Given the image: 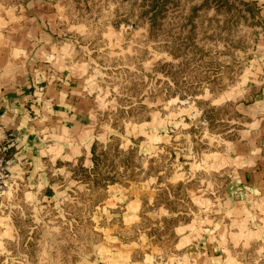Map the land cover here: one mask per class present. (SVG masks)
I'll return each instance as SVG.
<instances>
[{
    "label": "rangeland",
    "instance_id": "1",
    "mask_svg": "<svg viewBox=\"0 0 264 264\" xmlns=\"http://www.w3.org/2000/svg\"><path fill=\"white\" fill-rule=\"evenodd\" d=\"M28 1L0 0V17ZM66 9L68 34L55 39L81 49L70 56L88 63L104 132L87 162L52 166L65 170L51 175L58 206L48 204L45 227L7 264H79L106 247L129 249L120 260L130 264H175L199 240L185 225L222 203L256 128L264 139V0H71ZM32 79L31 90L41 82Z\"/></svg>",
    "mask_w": 264,
    "mask_h": 264
},
{
    "label": "crops",
    "instance_id": "2",
    "mask_svg": "<svg viewBox=\"0 0 264 264\" xmlns=\"http://www.w3.org/2000/svg\"><path fill=\"white\" fill-rule=\"evenodd\" d=\"M70 6L71 0H29L20 13L7 10L0 17L5 23L0 26V147L10 174L0 198V264L15 260L13 248L34 227H45L48 204L58 206L63 190L51 175L65 170L52 166L75 163L81 155L87 162L93 141L104 132L97 129L98 104L83 77L88 63L70 56L81 49L55 39L68 34L59 23L67 21ZM34 75L45 84L41 101L31 90ZM255 132L260 140L241 158L243 169L230 176L222 203L206 206L185 225L199 240L175 264H264V139L259 128ZM100 250L105 252L79 264H130L120 260L129 259V249L121 251L124 256L108 247Z\"/></svg>",
    "mask_w": 264,
    "mask_h": 264
},
{
    "label": "built area",
    "instance_id": "3",
    "mask_svg": "<svg viewBox=\"0 0 264 264\" xmlns=\"http://www.w3.org/2000/svg\"><path fill=\"white\" fill-rule=\"evenodd\" d=\"M33 88L36 92V98L38 100H43V94L45 91V85H43L40 81L34 80L33 81ZM4 147H0V198L2 197L3 193L6 191L7 186L10 182V174L8 172L7 166L5 164V159L3 156Z\"/></svg>",
    "mask_w": 264,
    "mask_h": 264
},
{
    "label": "trees",
    "instance_id": "4",
    "mask_svg": "<svg viewBox=\"0 0 264 264\" xmlns=\"http://www.w3.org/2000/svg\"><path fill=\"white\" fill-rule=\"evenodd\" d=\"M241 2V1H240ZM243 5H245V6H247V4L246 3H243V2H241Z\"/></svg>",
    "mask_w": 264,
    "mask_h": 264
}]
</instances>
